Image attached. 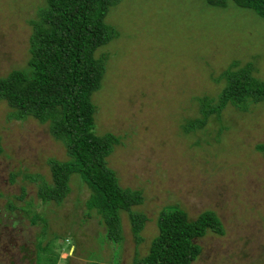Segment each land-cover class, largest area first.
<instances>
[{"label":"rangeland","instance_id":"374dc122","mask_svg":"<svg viewBox=\"0 0 264 264\" xmlns=\"http://www.w3.org/2000/svg\"><path fill=\"white\" fill-rule=\"evenodd\" d=\"M43 7L0 0V78L25 67L30 22ZM103 23L114 34L92 51L104 69L89 98L93 132L116 140L106 166L119 187L141 196L131 209L145 218L139 243L124 213L120 245L103 237L76 175L59 204L37 196L51 184L48 162L66 161L65 149L48 124L12 120L0 102V264H36V254L47 264H131L147 252L158 214L172 207L188 220L210 211L223 227L221 236L195 240L191 264H264V160L254 148L264 145V101L245 111L225 105L186 130L201 118L200 100L216 102L225 70L248 64L264 80V19L231 2L119 0Z\"/></svg>","mask_w":264,"mask_h":264},{"label":"trees","instance_id":"16d2710c","mask_svg":"<svg viewBox=\"0 0 264 264\" xmlns=\"http://www.w3.org/2000/svg\"><path fill=\"white\" fill-rule=\"evenodd\" d=\"M118 1L44 0L37 19L30 22L25 67L0 78V102L10 109L8 117L48 124L49 135L62 143L68 157L64 162H48L51 184L38 186L37 196L43 202L59 204L69 191L70 176L76 175L89 190L86 209L99 216L103 237L115 245L122 240V213L127 215L135 244L139 243L145 219L131 210L142 201L139 192L119 187L113 171L106 166L105 158L116 140L110 135H94V108L89 102L104 72L92 51L112 38L113 30L104 25L103 18ZM228 2L264 19V0H205L208 6L220 9ZM250 71L247 64L221 73L224 84L216 102L200 100L201 118L189 122L186 130L202 127L210 114L217 116L225 105L245 111L250 104L264 101V80L252 78ZM254 148L264 160V145ZM8 208L12 209L10 205ZM34 222L32 218L30 224ZM155 227L156 235L147 252L135 255L131 264H191L200 252L195 240L207 232L223 235L222 225L210 211L188 220L183 211L172 207L158 214ZM42 248L39 244L38 252ZM39 263L47 264L36 254Z\"/></svg>","mask_w":264,"mask_h":264}]
</instances>
